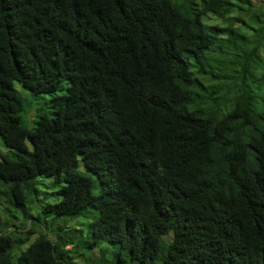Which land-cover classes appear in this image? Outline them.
I'll return each instance as SVG.
<instances>
[{
  "label": "trees",
  "instance_id": "obj_1",
  "mask_svg": "<svg viewBox=\"0 0 264 264\" xmlns=\"http://www.w3.org/2000/svg\"><path fill=\"white\" fill-rule=\"evenodd\" d=\"M0 147V264H264V0H0Z\"/></svg>",
  "mask_w": 264,
  "mask_h": 264
},
{
  "label": "rangeland",
  "instance_id": "obj_2",
  "mask_svg": "<svg viewBox=\"0 0 264 264\" xmlns=\"http://www.w3.org/2000/svg\"><path fill=\"white\" fill-rule=\"evenodd\" d=\"M16 88L19 89L20 92H21L26 98H29V97H30L29 95L26 94L25 91L21 90V89L19 88L18 85H16ZM59 92H61V91L58 90L57 93H59ZM41 97H42V98H45L46 100H48V98H49L48 95H41ZM29 105H30L31 109H33L34 107H38V106H39V104H38L37 102H35V101H31ZM29 115H30V114H29ZM26 122H27V126L29 127V125H30V121L27 120V117H26ZM0 148H1V147H0ZM45 190H46L47 192H49L51 189H50V187L43 188V191H45ZM39 194H43V193L40 192ZM40 197H42V195H40ZM31 206H33V205H31ZM33 211H34V209H33ZM16 216L20 218V217H21V214H18V215H16ZM4 218H5V219H9V217L6 218L5 216H4ZM5 219H4V220H5ZM84 230H86V227L84 228ZM0 231H1L0 233L4 232V229L2 228V225H0ZM47 232H48V231H47ZM22 247H23V246H22ZM111 257H112L111 253H105V258H107V259H111ZM76 263H77V264H80V261L77 260ZM127 263L130 264L129 262H127ZM132 264H135V263H132Z\"/></svg>",
  "mask_w": 264,
  "mask_h": 264
}]
</instances>
